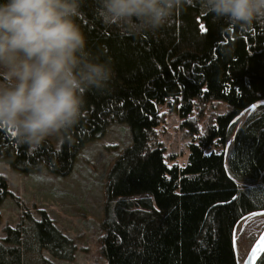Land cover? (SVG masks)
Returning a JSON list of instances; mask_svg holds the SVG:
<instances>
[{"label": "trees", "instance_id": "trees-1", "mask_svg": "<svg viewBox=\"0 0 264 264\" xmlns=\"http://www.w3.org/2000/svg\"><path fill=\"white\" fill-rule=\"evenodd\" d=\"M80 23L90 45L112 58L109 88L86 93L85 115L60 133L59 149L48 140L30 149L0 130V162L18 173L64 176L86 143L111 122L125 124L130 144L110 167L105 188V264H238L235 225L264 211V111L237 124L244 110L264 100V20L248 30L229 27L190 0L156 34L127 35L91 14ZM209 102L227 110L200 132L191 116ZM160 106L180 117L190 138L183 166L168 165L154 139ZM6 193L0 175V204ZM263 228L261 221L252 243ZM73 252L44 212L40 219L25 213L0 235V264H54L71 260ZM256 264H264V251Z\"/></svg>", "mask_w": 264, "mask_h": 264}, {"label": "clouds", "instance_id": "clouds-1", "mask_svg": "<svg viewBox=\"0 0 264 264\" xmlns=\"http://www.w3.org/2000/svg\"><path fill=\"white\" fill-rule=\"evenodd\" d=\"M190 0H0V130L36 147L69 133L85 115L86 93L115 76L107 50L80 23L91 14L127 35L158 33ZM214 22L248 30L264 0H199Z\"/></svg>", "mask_w": 264, "mask_h": 264}, {"label": "rangeland", "instance_id": "rangeland-1", "mask_svg": "<svg viewBox=\"0 0 264 264\" xmlns=\"http://www.w3.org/2000/svg\"><path fill=\"white\" fill-rule=\"evenodd\" d=\"M254 106L237 117L238 125L251 113L264 111V100ZM226 110V106L219 102L196 105L191 119L203 132L218 114ZM159 112L162 119L154 130V139L163 146L168 165L183 166L188 158L190 138L182 129L181 119L176 113L170 112L166 106H160ZM45 140L50 141L55 149L60 148V134ZM129 144L127 125L111 122L100 138L86 143L78 151L67 175L60 176L45 170L18 173L8 164L0 162V175L7 185V193L0 204V235L6 225L15 226L25 213L40 219L41 212H44L56 229L74 245L71 260L52 259L54 264H105L101 246L107 174ZM261 221L264 223V212L257 211L245 215L236 223L233 241L237 259L238 254L242 257L240 260L246 256L255 238V227ZM44 256L48 257L46 253Z\"/></svg>", "mask_w": 264, "mask_h": 264}, {"label": "water", "instance_id": "water-1", "mask_svg": "<svg viewBox=\"0 0 264 264\" xmlns=\"http://www.w3.org/2000/svg\"><path fill=\"white\" fill-rule=\"evenodd\" d=\"M263 251H264V228L259 233L258 237L255 239L252 245L249 247V250L247 251V254L241 264H256Z\"/></svg>", "mask_w": 264, "mask_h": 264}, {"label": "snow or ice", "instance_id": "snow-or-ice-1", "mask_svg": "<svg viewBox=\"0 0 264 264\" xmlns=\"http://www.w3.org/2000/svg\"><path fill=\"white\" fill-rule=\"evenodd\" d=\"M201 15H203V12L201 13ZM200 29H201V32H202V33H207V32L209 31L208 28H206L204 24H201V25H200ZM121 103H123V102H121ZM253 107H255V106L253 105ZM11 135H12V136H15L14 133H11ZM232 199L235 200V199H237V198L233 196ZM223 202H224V203H228L227 200H225V201H223Z\"/></svg>", "mask_w": 264, "mask_h": 264}, {"label": "bare ground", "instance_id": "bare-ground-1", "mask_svg": "<svg viewBox=\"0 0 264 264\" xmlns=\"http://www.w3.org/2000/svg\"><path fill=\"white\" fill-rule=\"evenodd\" d=\"M240 258H242V257L238 254V261H239V264L242 263V261L244 260L245 257H244L243 259H241L242 261L240 260Z\"/></svg>", "mask_w": 264, "mask_h": 264}]
</instances>
